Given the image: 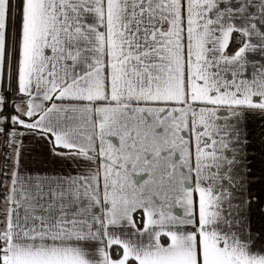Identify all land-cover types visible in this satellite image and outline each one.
<instances>
[{
	"label": "snow or ice",
	"instance_id": "obj_1",
	"mask_svg": "<svg viewBox=\"0 0 264 264\" xmlns=\"http://www.w3.org/2000/svg\"><path fill=\"white\" fill-rule=\"evenodd\" d=\"M0 264H264V0H0Z\"/></svg>",
	"mask_w": 264,
	"mask_h": 264
},
{
	"label": "crops",
	"instance_id": "obj_2",
	"mask_svg": "<svg viewBox=\"0 0 264 264\" xmlns=\"http://www.w3.org/2000/svg\"><path fill=\"white\" fill-rule=\"evenodd\" d=\"M249 129H250V137L252 135H259L260 134V129L258 127V122L257 123H249Z\"/></svg>",
	"mask_w": 264,
	"mask_h": 264
}]
</instances>
